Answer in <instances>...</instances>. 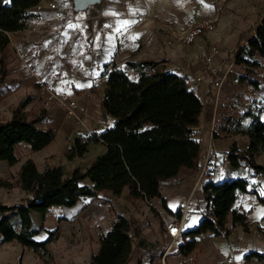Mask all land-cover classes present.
Here are the masks:
<instances>
[{
	"label": "trees",
	"instance_id": "1",
	"mask_svg": "<svg viewBox=\"0 0 264 264\" xmlns=\"http://www.w3.org/2000/svg\"><path fill=\"white\" fill-rule=\"evenodd\" d=\"M42 0H0V52L10 43L5 34L23 31L31 17L30 10ZM72 2V1H71ZM256 34L248 39L237 56V63L264 70L256 57L264 58V16ZM245 58H241V56ZM138 72L132 80L117 63L105 66L106 89L103 107L113 125L100 134H93L101 142L105 152L85 170H74L65 177L61 168L45 170L27 207L45 217L52 208H72L82 197H96L100 192L110 191L120 196L127 188L135 199L150 203L159 200L167 214L180 218V211L173 213L162 198V182L179 175L182 169L197 170L201 146L195 138L194 129L199 125L203 103L190 87V79L172 72L166 62L143 60L128 62ZM7 76L4 60H0V82ZM255 83L254 87H258ZM23 102L14 109L12 118L3 121L0 116V163L13 166L18 162L16 146L27 144L33 152L49 146L56 138L52 127L42 129L39 124L47 116L42 110L37 116L24 111ZM253 118L246 133L250 137L248 149L240 151L234 145L228 154L229 163L237 168L241 162L256 175H264V168L255 162L257 152L264 150V122L258 115ZM87 142L75 138L69 152L70 160L82 157L87 152ZM85 180L89 184L84 183ZM206 213L192 230L184 231L183 243L178 252L188 257L198 246V238L204 235L228 238L237 225L247 228V216L233 209L239 194L255 193L249 190V182L234 179L215 184H205ZM264 202L263 198H259ZM18 209L16 206H1L0 214ZM232 214V228L228 227ZM132 223L122 215H116L112 227L99 236L100 248L91 256L88 264H129L133 247ZM40 232L38 230L15 234L14 239L24 242ZM45 245L50 243L55 232L47 231ZM252 254L247 255V258Z\"/></svg>",
	"mask_w": 264,
	"mask_h": 264
},
{
	"label": "crops",
	"instance_id": "2",
	"mask_svg": "<svg viewBox=\"0 0 264 264\" xmlns=\"http://www.w3.org/2000/svg\"><path fill=\"white\" fill-rule=\"evenodd\" d=\"M42 1L40 5L44 6L46 2ZM220 1L211 0V3H214L211 5L206 4L204 0H196L193 3L190 0H148L152 3L151 9L145 11L142 9L143 4L140 0H130L129 11L132 18L129 20L120 17L122 16L120 7H108L103 12L101 6L96 5L89 7L79 16L75 15V23H69V13L62 21L51 19L48 24L33 23L30 29L26 27L23 31L11 33L10 43L0 52V60H4L7 69V76L3 82H0L2 120L9 121L14 109L23 102L26 104L24 111L31 117L46 110L47 116L40 123L43 127H40V124L39 127L42 129L52 127L56 131V138L49 146L36 153L43 158L62 154L68 141L70 143L75 138L81 139L86 131H91L88 117L94 107L103 113L106 89L105 66L114 62L121 64L147 59L146 53L154 46L160 35L154 29L155 26H151L150 29L143 27L146 20L157 23L180 15L182 10L187 12L194 9L193 5H197L196 10L200 14L215 15L214 9L217 4L221 5V9L224 8ZM209 6H212L211 11ZM30 13V18L51 17L47 8L38 10L35 7L30 10ZM55 29L62 30L60 39H56L52 32ZM232 41L231 44L237 43L236 39ZM211 43L210 38L204 37L189 51L191 54L195 53L199 47H207ZM226 44L220 43L223 46ZM134 47H138V50L134 53V57L130 58L128 56ZM18 50L27 51L28 59L20 60L16 54ZM225 55L226 52H220L218 61L224 59ZM49 60L53 63L49 64ZM127 68L130 69L127 73L129 78L137 80L138 72L129 66ZM168 69L190 79V87L201 99L203 111L199 125L194 129L195 138L201 146L199 167L197 170L182 169L177 177L162 182L160 187L162 198L166 200L167 208L173 213L180 211L178 219L184 217L185 230H192L200 223L207 211L205 184L210 181L215 184L232 181L236 179L235 171H238L247 178L249 190L257 192L258 195L255 193L238 195L233 209L246 214L247 228L241 225L232 228L233 216L230 214L228 227L232 228V233L228 239L235 245L237 258L241 264H264V202L259 200V198L264 199V175L254 174L248 170L244 162L235 168L228 161V154L234 145L240 151L247 150L250 137L242 127V121L254 114L259 105L263 106V109L258 116L264 122V84L261 90L245 84L242 89L232 88L229 85L221 91V101L215 112L213 107L215 89L206 70L196 67L195 62L188 58L184 62L170 61ZM33 72L48 81L65 100L76 101L77 108L71 112L59 106L45 108L37 86V78ZM196 75L204 77V81L197 82ZM232 89H235V92ZM214 114L220 122L214 125V131H212ZM235 118L237 121H234ZM230 121L232 126L229 125ZM22 144L31 150L25 143L18 144L16 150ZM105 149L104 146V152ZM209 151L215 156L217 168L211 171L209 178L202 180L198 185L200 162ZM254 159L264 168V150L257 152ZM2 164L8 163L1 162L0 166ZM89 198L92 197H82L77 205L85 204ZM192 199L195 202H192ZM156 205V208L159 207L158 202ZM183 209H186L185 214ZM157 211L163 218L166 217L158 208ZM162 211L167 215V212ZM116 215L125 217L120 213ZM168 216L176 218L169 214ZM115 218L116 216H113L108 222L103 233L111 229ZM99 248L100 245L95 253ZM249 254L252 256L247 258Z\"/></svg>",
	"mask_w": 264,
	"mask_h": 264
},
{
	"label": "rangeland",
	"instance_id": "3",
	"mask_svg": "<svg viewBox=\"0 0 264 264\" xmlns=\"http://www.w3.org/2000/svg\"><path fill=\"white\" fill-rule=\"evenodd\" d=\"M49 1L55 0H44V2ZM58 1L67 4L71 2V0ZM190 1L193 3L196 0ZM204 2L211 5L216 4L215 1L211 3V0H204ZM220 2L224 5V10H220L222 13L219 17L222 33L219 36H208V38H210L211 44H219L221 52H226L224 59L228 63L247 45L248 39L256 34L258 22L260 23V18L264 16V0H227L225 2L221 0ZM147 4L150 10L152 3L147 2ZM196 6L192 7L197 9ZM218 6L221 5L217 4L216 7L218 8ZM209 8L211 11L212 6ZM85 12H76L75 15L79 16ZM233 39H236L237 43L231 44ZM224 42L227 43L226 46L220 45ZM137 50L138 47H134L128 57H134ZM241 58H245V56L243 55ZM147 59L155 62L164 60L167 68L169 67V60ZM256 60L261 66L264 65V58L257 56ZM125 64L127 63L118 65L125 69L128 67ZM238 65L241 81L238 86L233 87L242 89L245 84L261 90L264 84V70L259 67H247L239 62ZM255 83H259L257 88L254 87ZM232 91L235 92V89ZM216 96L215 90L213 102V107L216 108L215 112L221 101V92L218 105ZM262 109L263 106L259 105L254 114L259 115ZM89 115L91 131H86L81 137L82 141L88 143L84 156L75 157L72 160L68 158L71 151L69 145L72 143L73 146V141L70 143L68 141L69 144H66L62 154L45 158L40 157L22 144L16 150L18 162L13 166L8 164L0 166V205L18 207L14 211L0 214V264H88L98 248L99 236L103 234L108 222L117 213L124 214L125 218H128L132 223L134 230L132 256L129 264H162L164 252L172 243V240L167 236L165 223L177 218L166 215L162 211L160 201L152 200L148 203L135 199L126 189L120 196L108 191L100 192L96 197L87 199L85 204L81 203L82 207L78 204L72 208H52L45 217L32 212L27 207L39 177L45 170L59 167L64 176L69 177L76 169L85 171L98 156L104 153V145L101 142H96L92 135L100 134L112 127L113 119L107 116L104 109L102 113L95 107ZM214 118L215 114L213 120ZM248 119H244L243 124ZM234 121H237L236 118ZM229 125L232 126L231 121ZM40 127H43V124H40ZM84 183L89 184V181L85 180ZM199 183L198 177L197 184L199 185ZM156 202L159 203L157 208L166 216L165 218L157 211ZM22 230H38L40 233L29 240L18 242L14 236ZM47 231L55 232V236L50 243L45 245L48 238ZM204 236L206 237L198 238L196 250L188 257L182 256L178 252L179 248L172 247L170 253L165 257L166 264H225L224 254L221 253L225 238L220 239L219 245H216L210 236ZM226 239L233 244L232 240Z\"/></svg>",
	"mask_w": 264,
	"mask_h": 264
},
{
	"label": "built area",
	"instance_id": "4",
	"mask_svg": "<svg viewBox=\"0 0 264 264\" xmlns=\"http://www.w3.org/2000/svg\"><path fill=\"white\" fill-rule=\"evenodd\" d=\"M142 2V9L149 11V6L147 4L148 0H140ZM223 2L227 0H222ZM130 0H102L99 4L102 11L105 12L108 7H120L122 9V18L129 20L132 18L129 11ZM38 10L47 8L51 17L44 19L42 17L30 18L27 23V28L30 29L33 23H49L52 19L54 21H62L65 19L66 15L69 14V23H75V11L73 3L69 4L61 2L58 0L49 1L42 5L37 6ZM220 6L215 8V15H203L200 14L196 9H190L189 11H183L180 15H175L174 17L167 18L163 21L155 23L154 21L146 20L143 24V27L150 29L151 26H155L157 33L160 35L157 42L154 46L149 49L146 53V58L154 60H169V61H179L184 62L187 58L192 59L195 62V66L206 70L208 76L210 77V82L213 85L214 89L217 92L216 104L218 105L220 99V92L227 88L229 85L238 86L240 84L241 78L239 74V65L236 61V55L231 62L226 63V59H221L220 57L221 47L219 44L214 43L210 44L207 47H199V50L195 53H190L189 49L192 46L197 45L200 40L208 36H219L222 33V28L219 23V17L221 16ZM56 39H60L62 35L61 29L52 30ZM9 37L11 33L5 32ZM17 56L20 60L25 61L29 57V53L24 50H18ZM53 61L49 60V64H52ZM127 73L130 71L129 68L124 69ZM33 75L37 78V86L41 95L42 104L45 108H52L54 106H59L71 112L77 108L76 101H67L65 100L52 85L46 81L44 78L37 76L33 72ZM197 82H203L204 77L195 76ZM216 109V108H215ZM256 113V112H255ZM253 115V114H252ZM255 115V114H254ZM258 115V114H256ZM253 121L252 116L244 122H242V127L244 130H248L251 122ZM219 119L216 117L213 120V125L219 123ZM237 124H235L236 126ZM214 131V127L212 129ZM69 149H72V143L69 145ZM248 149V147H247ZM217 168V163L215 156L212 152H208L200 162V173H199V182L209 178L212 170ZM235 178L244 179L247 178L240 174L238 171H235ZM195 202L194 199L191 200ZM184 214L186 209H183ZM128 220V218H126ZM184 217L181 219H172L166 221L165 230L167 236L172 240L171 245L166 249L163 255L162 264H166V256L170 253L172 247L179 248L183 241L182 236L185 231L184 228ZM210 236L213 239V243L219 245L220 239L219 236ZM224 240V248L221 249V253L224 254V263L225 264H241L240 260L237 258V251L234 245L228 241Z\"/></svg>",
	"mask_w": 264,
	"mask_h": 264
},
{
	"label": "water",
	"instance_id": "5",
	"mask_svg": "<svg viewBox=\"0 0 264 264\" xmlns=\"http://www.w3.org/2000/svg\"><path fill=\"white\" fill-rule=\"evenodd\" d=\"M73 3L74 11L77 12H85L91 6L99 5L102 0H71Z\"/></svg>",
	"mask_w": 264,
	"mask_h": 264
}]
</instances>
